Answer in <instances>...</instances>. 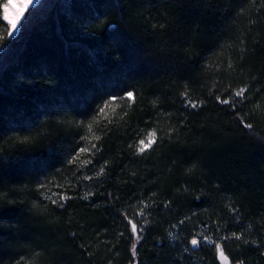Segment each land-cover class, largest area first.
Returning <instances> with one entry per match:
<instances>
[{"label":"trees","instance_id":"16d2710c","mask_svg":"<svg viewBox=\"0 0 264 264\" xmlns=\"http://www.w3.org/2000/svg\"><path fill=\"white\" fill-rule=\"evenodd\" d=\"M5 1L0 264H264V0Z\"/></svg>","mask_w":264,"mask_h":264},{"label":"snow or ice","instance_id":"6c2138e0","mask_svg":"<svg viewBox=\"0 0 264 264\" xmlns=\"http://www.w3.org/2000/svg\"><path fill=\"white\" fill-rule=\"evenodd\" d=\"M35 2V0H19V2L17 3V0H8L7 3H5L3 5V20L4 21H7V23L10 25V28H9V32L8 34L11 36L14 34V32L16 30H18V25H20L21 21L23 18H25V12L27 10H29L30 6ZM12 7H15V8H18V10L15 12L14 16L10 17L9 16V9L12 8ZM248 91V88L247 86L245 87H242L239 89V91L235 92V96L236 97H240L241 99H243V97L245 96V93ZM124 97L128 98V99H132L134 98V92L133 91H124ZM117 98V95L114 94V95H111L110 99L112 100H115ZM219 99V98H218ZM223 103H231V101H228V100H225V101H222ZM197 105L195 104H192V107H196ZM233 107L235 108V105H233ZM101 111H103V108L100 109ZM241 123L243 124V120H241ZM246 127H248L249 129L251 128V125H244ZM153 137H154V133L151 134ZM142 147H140L138 149L139 152H144V150L146 148H148L150 145H152L154 143V139H149L148 140V143L145 144L144 141H140L139 142ZM94 147V146H93ZM81 151H87V149H81ZM11 157H5L3 156V154H0V161H2L4 164H7L8 160L10 159ZM101 172H103V168H101ZM68 197H65L63 195H61L59 197L60 200H66ZM57 201L56 200H53L52 203H56ZM63 205H61L62 207ZM128 223L131 225V228H132V232L133 233H138L140 231V229L137 228V225L135 223H133L131 220L128 221ZM233 236H235L237 239H239V236L236 234V233H233ZM199 241L198 239L196 238H192L191 241H190V244L193 245V246H196L198 245ZM216 249L219 253V255L221 257H224L225 259H227V257L224 256V252L222 251V248H221V244L220 243H216ZM137 247V244H133L132 245V248H133V252L134 250L136 249ZM238 264H244L243 261H239Z\"/></svg>","mask_w":264,"mask_h":264},{"label":"rangeland","instance_id":"374dc122","mask_svg":"<svg viewBox=\"0 0 264 264\" xmlns=\"http://www.w3.org/2000/svg\"><path fill=\"white\" fill-rule=\"evenodd\" d=\"M44 1H46V0H35V2L30 6V8H29V10H27L26 12H25V18H23L22 19V21H21V23H20V25H18V30H16L15 32H14V34L13 35H9V37L11 38V39H14L15 41H16V43H15V45H14V48H12V49H8V53H7V55L5 56V59L7 58V59H9L10 58V54H14V53H16L18 50H19V47H20V45H21V43H22V40H23V37H22V35L25 33V31L27 30V24H28V20H29V18H30V16L32 15V12H33V10H35V8L36 7H38L41 3H43ZM8 2V0H6L5 2H4V4L5 3H7ZM19 2V0H17V3ZM3 4V5H4ZM18 10V8H15V7H12V8H10L9 9V16L10 17H12V16H14V14H15V12ZM2 15H4V13H3V6H2ZM9 28H10V25H9ZM20 34H22L21 36H20ZM17 39V40H16ZM12 52V53H11ZM6 59V60H7ZM1 60H3V59H1ZM149 139H152L151 137H149L147 140H145L144 141V143L145 144H147L148 143V140ZM142 146V145H141ZM134 234V237H135V244L137 243V241H138V238H137V233H133ZM217 256H218V259H219V261H220V263L221 264H234V263H231L230 262V260L227 258V259H225L224 257H221L220 255H219V253H218V251H217ZM224 256L225 257H227L225 254H224Z\"/></svg>","mask_w":264,"mask_h":264}]
</instances>
